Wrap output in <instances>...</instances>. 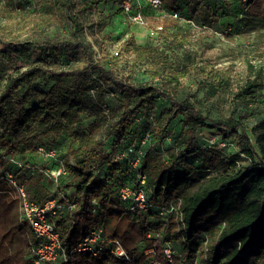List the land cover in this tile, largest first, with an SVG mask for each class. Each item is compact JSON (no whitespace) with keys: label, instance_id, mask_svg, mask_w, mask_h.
Returning a JSON list of instances; mask_svg holds the SVG:
<instances>
[{"label":"trees","instance_id":"1","mask_svg":"<svg viewBox=\"0 0 264 264\" xmlns=\"http://www.w3.org/2000/svg\"><path fill=\"white\" fill-rule=\"evenodd\" d=\"M159 1L160 10L146 0H0V55L11 61V50L24 64L0 77V264H33L10 178L37 205L63 204L53 222L69 260L54 264H152L166 245L175 264H264V94L255 90L264 91L255 80L263 73L236 93L230 115L212 117L200 105L229 75L197 68L185 50L198 28L264 51V0ZM163 12L178 19L163 18L149 43L112 52L138 27L130 16ZM191 73L202 81L196 100L182 82ZM136 157L138 172L129 165ZM137 173L145 210L130 211L119 189H136ZM96 228L130 262L69 254Z\"/></svg>","mask_w":264,"mask_h":264},{"label":"rangeland","instance_id":"2","mask_svg":"<svg viewBox=\"0 0 264 264\" xmlns=\"http://www.w3.org/2000/svg\"><path fill=\"white\" fill-rule=\"evenodd\" d=\"M165 23V19L159 16H146L144 18V25H138V27L134 26L120 42L111 46L112 52L119 50L125 43H128V50H134L138 45H145L146 43H149L152 41L148 36L149 30L157 26L164 27L166 26ZM89 38L92 39V36L89 35ZM153 42L156 41L153 40ZM3 48V45H0V51L3 50ZM185 50L194 54L197 68H205L207 72H210L211 70L213 72L216 71L229 75V84L227 88L218 93V95L206 106L200 105L202 111L205 113L208 112L212 117L230 115L234 106L233 99L236 93L246 83L255 79L259 70L262 71L264 76V51L259 50V48H256L255 46H251V44L244 41L243 38L242 40H227L224 37H215L212 32L195 28L190 31L189 42L188 45L185 46ZM9 54L12 57L11 61H6V57L3 58L2 55H0L1 78L13 76L16 74L18 69L24 67V64L21 61L14 59L13 56L15 53L13 51L10 50ZM249 65L252 68H249ZM189 76L182 81L185 85L184 90L187 94L193 97V100H196L202 95V88H200L199 85V83H202V81H200L201 77H196L195 73H191ZM133 78L138 81L142 80L143 77L141 71L136 70L133 73ZM255 80L264 83V77L259 78L257 76ZM255 90L257 92V96L260 94L262 96V94H264L263 87L261 86H258ZM203 136L209 138L210 142H216L215 140H217L213 131H206V135L203 134ZM217 145L219 148H225L223 143H218ZM235 148L234 152L236 153L238 148ZM223 150L227 153L229 152V149L227 148Z\"/></svg>","mask_w":264,"mask_h":264},{"label":"built area","instance_id":"3","mask_svg":"<svg viewBox=\"0 0 264 264\" xmlns=\"http://www.w3.org/2000/svg\"><path fill=\"white\" fill-rule=\"evenodd\" d=\"M146 1H148L155 10H160L161 3L159 0ZM122 7L127 13L130 11V3L128 1H124L122 3ZM162 14L161 18H170L173 20L178 19V14L176 12H163ZM129 20L132 23L144 25L143 17L140 14L130 16ZM161 30V26L152 28L149 30V35L151 37H155ZM46 156H54V152L52 151ZM138 156H140V153ZM122 158H125V154L119 155L117 159L119 160ZM139 161V157L129 160L130 167L137 171L140 164ZM61 173V171H57L55 173L53 172L51 177L56 178ZM137 182L138 186L136 189H131V187L128 186L119 189L120 198L123 201L129 200L132 202V205L129 206L130 211L145 210V194L141 189V187L145 185L144 175L137 173ZM10 183L13 187H15L20 203L21 215L26 220L35 243L31 250L33 264H54L59 259H61L64 263H67L69 255L61 246L59 236L53 222L55 216L64 209L63 204H61L57 199L52 198L46 200L42 205H37L36 203L28 200L24 188L17 185L12 178H10ZM168 213H174L177 217H179L174 209H170L169 212H165V214ZM75 252L90 253L93 257H98L107 253L122 262H130L131 260L120 242L116 239H107L104 237L103 230L101 228L92 229L85 234L78 244L70 250L69 254H73ZM145 254L154 255L155 251L154 249H149L145 252ZM152 264H175L171 249L166 245L161 251L160 259L154 260ZM193 264L198 263L194 261Z\"/></svg>","mask_w":264,"mask_h":264}]
</instances>
